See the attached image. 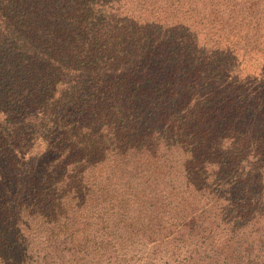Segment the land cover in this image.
I'll return each mask as SVG.
<instances>
[{"label": "trees", "instance_id": "obj_1", "mask_svg": "<svg viewBox=\"0 0 264 264\" xmlns=\"http://www.w3.org/2000/svg\"><path fill=\"white\" fill-rule=\"evenodd\" d=\"M263 25L264 0H0V264H198L186 236L264 216Z\"/></svg>", "mask_w": 264, "mask_h": 264}, {"label": "rangeland", "instance_id": "obj_2", "mask_svg": "<svg viewBox=\"0 0 264 264\" xmlns=\"http://www.w3.org/2000/svg\"><path fill=\"white\" fill-rule=\"evenodd\" d=\"M214 33L211 34L210 37L216 36ZM258 33H250L252 41H254L258 35H263L264 37V27H262ZM202 37H206L204 32ZM224 40L225 38L222 37V42H224ZM243 44L244 42H241L240 47H242ZM250 47V51L245 56L242 67L246 73L257 74L264 66V38L260 48H253V44H251ZM262 195L264 199V189ZM223 235L221 229L216 230V232H214V237L217 241H212L213 238L208 239L201 245V249L199 247V250L195 242L190 239L188 240V236H186L184 241L181 242L184 248L182 251L186 256H190V254L193 253L195 259L196 257L201 258L198 260V264H211L215 259L218 260L215 264H225V259L227 258L229 260V263L227 262L228 264H264V216L260 217L255 222H250L246 227L242 228L239 237L231 239L229 242L226 241ZM211 241L213 245L209 247ZM198 251H200L199 256H195Z\"/></svg>", "mask_w": 264, "mask_h": 264}]
</instances>
